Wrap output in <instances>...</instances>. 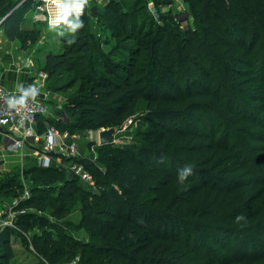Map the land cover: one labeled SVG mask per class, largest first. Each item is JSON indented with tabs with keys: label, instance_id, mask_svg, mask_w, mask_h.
<instances>
[{
	"label": "trees",
	"instance_id": "16d2710c",
	"mask_svg": "<svg viewBox=\"0 0 264 264\" xmlns=\"http://www.w3.org/2000/svg\"><path fill=\"white\" fill-rule=\"evenodd\" d=\"M185 2L189 9L184 19L191 20L185 27L180 22L156 23L146 0H132L129 7L109 2L98 14L115 42L107 53L89 40L87 49L85 43H70L46 54L41 70L48 88L67 77L69 87L77 83L65 106L68 119L55 124L60 131L120 127L140 102L147 117L129 145H96V163L103 170L94 163L86 166L95 190L80 185L64 166L70 161L83 163L82 157H62V165L35 164L27 172L33 185L25 205L42 207L49 198L61 203L74 197L97 204L80 208V225L64 223L66 229L84 225L88 234L84 241L52 222H39L42 229L33 242L37 238L50 250L47 264H219L221 257L208 259L216 249L237 255L230 264H264V254L256 249L262 242L251 241V229L240 224L242 212L236 213L234 224L222 220L240 200L244 183L214 171L222 150L235 162L236 171L247 167L243 144L234 157L227 153L239 140L230 131L233 124L247 131L264 129V116L252 107L256 100H264V0ZM16 3L0 0V29L8 38L21 33L17 10L32 1L13 8ZM69 15L85 19L82 14H67L66 19ZM237 95L249 97V104ZM37 127L45 129L41 118ZM189 167L192 171L181 180ZM12 180L0 185V198L18 194L20 186ZM210 196L218 207L208 205L211 209L204 212ZM21 206L14 226L0 229V264H14L10 237L25 236L36 222L35 215ZM55 209L53 215L61 213Z\"/></svg>",
	"mask_w": 264,
	"mask_h": 264
},
{
	"label": "rangeland",
	"instance_id": "374dc122",
	"mask_svg": "<svg viewBox=\"0 0 264 264\" xmlns=\"http://www.w3.org/2000/svg\"><path fill=\"white\" fill-rule=\"evenodd\" d=\"M113 1H119L123 5H126V7H129L132 3V0H87L81 13L85 19L80 20L82 22V26L80 27H74L76 22L79 20L74 19L71 15L67 16L68 18L59 29L50 28L43 24L36 27L34 24H30L25 20L23 21L21 18L23 21V27L21 28L22 31L16 37L9 38V40L7 39L1 42L0 34V58L3 57V55H6L5 57H12V64L14 63L19 65L20 60L23 62L22 57L28 56L27 58L32 59L34 65L38 64L39 66L40 61L45 59V54L48 51L60 49L70 43L78 44L80 42L85 43L87 49V47L90 46L89 40L91 42H95L96 44L98 43V49H100L103 54L107 53L115 42L109 36L107 28L104 27L101 20L98 18V14L106 11L109 7L108 3ZM146 6L148 13L152 15L153 20L156 23L165 24L171 21L172 23L178 24V22H180L181 27H185L189 22H191V20L184 19V17L187 16V10L189 9L185 0H172V3L168 5H156L151 0H146ZM39 16L40 13H37L36 19H38ZM169 16L172 17V19ZM62 36H64V39L61 38ZM61 41L64 44H60ZM32 66L30 67L32 68ZM37 70L38 69L34 67L31 73ZM68 78L69 77L64 80H58L57 84L53 82L49 88L47 79H44L45 82L42 84V88L40 89V91L45 94L44 101L46 104V111L43 116H40L44 125H51L55 127V124L58 121H66L68 119L65 106L68 105L69 96L75 91L77 85L76 83L74 86L69 87L66 82L69 80ZM252 89L250 88V93H252ZM237 98L249 104V97L238 96ZM256 101L257 104L252 106L253 109L260 116H264V100L260 98ZM129 118L132 119L131 123L127 124L126 127H122L123 125L118 127V131L114 134V140L111 142L113 145H129V143L136 141L135 133L145 125V120L147 118L144 103L140 102L137 105L134 114ZM234 125L236 124L232 125L230 131L233 135L238 136L239 140L235 146L227 150V153H229L232 157V153L239 149L240 144H243V148L245 149L244 157L249 158V161L247 167L242 169L239 167V170L236 171V166L233 165L235 162H231L232 159L227 156L225 151H219L218 156L215 158L214 171L216 173L233 175L245 185V188L241 190L240 200L236 203V205H234L235 207H233L231 211L225 213L222 220L229 224H234V217L236 213L241 211L242 220L240 224L251 229L249 230V233H252V236H250L251 238L249 237L251 241L256 242L257 240H260L262 242L260 243L261 246H257L256 249L257 253L264 254V129L254 128V130H251L250 128L249 131H247L244 128H239V126L234 127ZM89 130L92 129H87L80 133L66 132V139L72 140L71 143L77 147L81 157L85 160V163L77 161L82 165L83 169L88 170L86 167L88 164H95L97 166H95L96 168L103 170V166L96 163V159L98 157L97 146H95L94 149H91L92 141L88 134ZM92 132L94 131L92 130ZM250 133L255 135H250ZM73 134L75 135L72 137ZM254 139H257V142L254 143ZM224 143L225 141L222 140V144ZM28 153L31 156L36 155V151L27 146L19 151L9 152V154H5L4 156L2 154V157H0V185L5 181H13L12 179H14V181L18 184L17 186H20L17 190L18 194L15 197L0 198V217L2 219L6 218L8 216L7 205L15 198H20L19 202L15 206V208L17 207L16 210L20 212L21 208H19V204H22L21 207H24L23 209L26 210L27 213L35 215L36 222L30 227V230L28 229L29 231L27 230L25 236L10 237L11 246L16 254L14 264H34L36 260L44 261L45 264H47V260L50 259V250L41 245L37 238L33 242L35 233L38 231L40 233V229H42L39 222L45 220L52 222L56 225V227L67 230L74 238L84 241L88 239L87 230L84 225H81L79 230L76 228L66 229L64 227V223L67 220L75 225H80V208L82 206L95 208L97 204H95L92 200H83L78 197H74V199H68L61 203L53 202L51 198H49L47 199L46 204L42 207H39L38 204L35 206L25 205L30 199V189L33 185V181L30 176L31 174H27V172H29V170L35 165V161L33 160H28L29 162L27 160H22L21 155H26ZM57 158L55 155L53 156V163L62 165V158H60L59 162ZM70 164H72V161L65 163V168L67 169V166ZM226 168L229 170H226ZM67 171L70 176L74 175L73 171L71 172L70 169H67ZM78 183L84 188H89L91 190H95L97 188L96 183L91 185L79 179ZM26 190L29 191L28 196H25L24 191ZM206 203L207 207L211 205L214 209H217L219 204V202L215 200L214 196L208 197ZM249 203L252 205L246 210V206ZM53 209H55V211H58L59 209L61 210V213L53 215L51 213V210ZM210 209L211 208L209 207V209L204 212H208ZM17 214L18 213L14 215V219ZM52 233L53 235L57 234L55 230H52ZM23 239L28 241L27 246H25ZM213 245L214 244L210 242L209 246ZM227 245H229V242ZM216 251V255L210 254L208 256L210 261L214 260V258L218 256L221 257L219 264H230L231 261H235V258H237V255L234 256L230 250L216 249ZM74 261L76 262L75 259H73L72 262L74 263ZM58 262L62 263L61 260ZM194 264L200 263L194 262ZM258 264L262 263L258 262Z\"/></svg>",
	"mask_w": 264,
	"mask_h": 264
},
{
	"label": "built area",
	"instance_id": "2783aa9c",
	"mask_svg": "<svg viewBox=\"0 0 264 264\" xmlns=\"http://www.w3.org/2000/svg\"><path fill=\"white\" fill-rule=\"evenodd\" d=\"M25 1L28 0H17L13 8H16ZM31 1L34 10L40 13V17L48 25L51 20L58 18V10L65 4L69 5L67 11H61L59 15H79L82 13V11L75 7L77 0ZM62 22L63 20H60L58 23H52L51 25L57 26ZM38 76L40 80L30 83L26 90L22 86L10 89L0 83V145L9 152L19 151L27 146L31 147L36 151V155L34 156L35 164L41 167L49 166L53 161L54 155L56 158L58 157V162L62 157H81L77 147L73 143H68L69 139H66V132L60 131L51 125H45V129L42 131L38 130V118L44 115L46 111L45 94L40 89L47 75L44 71H40ZM131 122L132 119L128 118L123 126H121L126 127ZM92 130H89L88 134L92 141L91 149H94L99 144L97 138L98 129ZM67 169H70L71 172L73 171V174L79 180L94 185L93 175L88 170L83 169L82 165L77 161H73L72 164L67 166ZM28 192V190L24 191L25 196H28ZM19 200L20 198H15L7 205L8 216L4 219L0 217V229L4 226H14V215L19 212L15 209V206Z\"/></svg>",
	"mask_w": 264,
	"mask_h": 264
},
{
	"label": "crops",
	"instance_id": "0c3cea01",
	"mask_svg": "<svg viewBox=\"0 0 264 264\" xmlns=\"http://www.w3.org/2000/svg\"><path fill=\"white\" fill-rule=\"evenodd\" d=\"M11 1H17V0H11ZM17 13L20 14L23 21L25 20L26 22H28L30 24H34L36 27L41 26L43 24V25L48 26L50 28L59 29L61 27L62 23L64 22L63 21L60 25L52 26V25H48L45 22V20H43L42 17H40V16L38 19H36V15L38 12H36L34 10L33 4H30V3H29V6H27L24 10L18 9ZM23 21L21 22L20 31H22L21 28L23 27V25H22ZM0 34H1V42L3 40H7V39L9 40V38L6 37L5 34L3 33L2 29H0ZM46 54H45V56H46ZM5 56L6 55H3V57L0 58V83L4 84L5 86H7L10 89H16L19 86H22L23 89L26 90L28 88V86L30 85V83L35 82L37 80H40L38 74L40 71H42L41 68H42V65L44 63V60L40 61L39 66H38V64L34 65V62H32V59L27 58L28 56L27 57L23 56L22 57L23 62H21V60H20V64L17 65L14 63L12 64V62H11L12 57H5ZM32 64H33V66H32ZM30 66H32V68ZM34 67H36V69H38V70L31 73L33 71ZM28 142H30V141H28ZM71 142H72L71 139H69L68 143H71ZM2 154H3V156L5 154H9V151H6L0 145V157H2ZM28 154L21 155L22 160H27V161L33 160L34 161V156H31L30 154L29 155Z\"/></svg>",
	"mask_w": 264,
	"mask_h": 264
},
{
	"label": "clouds",
	"instance_id": "9594fccd",
	"mask_svg": "<svg viewBox=\"0 0 264 264\" xmlns=\"http://www.w3.org/2000/svg\"><path fill=\"white\" fill-rule=\"evenodd\" d=\"M85 2H86V0H77V2L75 3V7H76L77 9H79L80 11H82L83 8H84V4H85ZM68 7H69V5H67V4H65V5H63L62 7H60L59 10H58V18H57L56 20H51V21L49 22V25H51L52 23H58L60 20H64V19H66L65 16H63V15H59V13H60L61 11H67ZM80 26H82V22H81V21H77L76 24L74 25V27H80ZM45 163H47V161H45ZM191 171H192V168H190V167L184 169V174L180 176V179H181V180L185 179L186 175H187L188 173H190Z\"/></svg>",
	"mask_w": 264,
	"mask_h": 264
},
{
	"label": "water",
	"instance_id": "95a60500",
	"mask_svg": "<svg viewBox=\"0 0 264 264\" xmlns=\"http://www.w3.org/2000/svg\"><path fill=\"white\" fill-rule=\"evenodd\" d=\"M117 132V126L100 128L97 131V138L99 144L110 143L114 140V134Z\"/></svg>",
	"mask_w": 264,
	"mask_h": 264
}]
</instances>
